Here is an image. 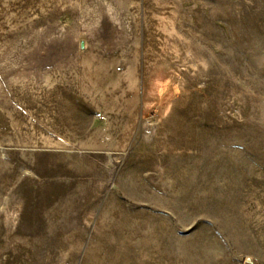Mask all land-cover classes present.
Here are the masks:
<instances>
[{"label": "rangeland", "instance_id": "rangeland-1", "mask_svg": "<svg viewBox=\"0 0 264 264\" xmlns=\"http://www.w3.org/2000/svg\"><path fill=\"white\" fill-rule=\"evenodd\" d=\"M0 264H264V0H0Z\"/></svg>", "mask_w": 264, "mask_h": 264}, {"label": "crops", "instance_id": "crops-1", "mask_svg": "<svg viewBox=\"0 0 264 264\" xmlns=\"http://www.w3.org/2000/svg\"><path fill=\"white\" fill-rule=\"evenodd\" d=\"M76 66L70 69H66L70 72V74L74 75V79H72L71 84H74V87L69 91L68 95H66V102L63 99H60L59 106L56 108L59 113L58 122L56 123L57 126H64L62 123L63 118H68V121L74 119L75 122H79L80 119L89 118L90 115L96 110L94 106L88 102L87 99L84 98V92L80 91L81 87V79L80 74L84 73L83 67L79 66L83 62H79V59H76ZM87 71H92V69L88 68ZM68 112L67 115L65 113ZM86 113L87 115H84ZM51 125V121L49 122V126ZM69 125V123H68ZM75 133H77L76 127Z\"/></svg>", "mask_w": 264, "mask_h": 264}]
</instances>
